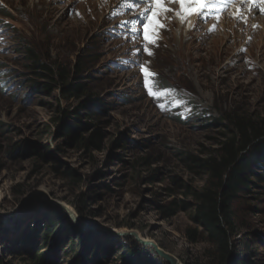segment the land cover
Here are the masks:
<instances>
[{"label": "rangeland", "instance_id": "374dc122", "mask_svg": "<svg viewBox=\"0 0 264 264\" xmlns=\"http://www.w3.org/2000/svg\"><path fill=\"white\" fill-rule=\"evenodd\" d=\"M135 2L136 9L122 0H0V260L5 264H24L16 247L46 214L54 216L58 234L80 235L76 257L82 259L170 264L142 238L180 264L206 261L208 245L187 236L190 211L167 217L163 208L186 199L185 185L202 186L205 175L185 155L206 156L218 146L223 129L213 123L215 117L230 111L264 116V11L234 0L182 23L175 15L179 3L165 0L173 11L159 16L166 27L155 44H147L148 55L142 28L148 13L139 15L148 5ZM28 46L73 71L72 80L82 78L103 100L86 130L103 133L96 149L60 135V125L74 121L80 101L62 99L59 89H41L44 81L33 72ZM133 60L138 64L125 63ZM140 66L155 74L157 95L145 87ZM60 105L72 112L62 122ZM89 119L83 113V123ZM240 195L246 229L233 241L231 263L264 264V182ZM129 231L139 236L115 235ZM129 246L139 253L137 260L127 258ZM53 252L52 264H75L77 252L66 247Z\"/></svg>", "mask_w": 264, "mask_h": 264}, {"label": "trees", "instance_id": "16d2710c", "mask_svg": "<svg viewBox=\"0 0 264 264\" xmlns=\"http://www.w3.org/2000/svg\"><path fill=\"white\" fill-rule=\"evenodd\" d=\"M27 52L33 72L44 81L42 90L50 92L59 89L62 99L80 101L77 112L72 116L74 121H64L60 125V135L68 143L96 149L103 139V133L98 129L87 135L86 130L99 116L100 109L104 107L103 100L90 93L82 78L72 80L73 71L70 73L64 66L44 60L34 47L28 46ZM76 73V76L83 73L82 65L76 67ZM40 83L39 80L35 84ZM59 113H62L58 118L61 122L72 114L62 105ZM83 113L90 118L88 123H83ZM213 123L223 129L218 146L206 156L185 155V159L205 175L202 186L185 185L186 199L172 201L163 208V212L170 217L179 211H190L192 226L186 231L188 238L191 242L203 241L208 245L206 261L201 260L198 264H232L233 241L246 229L240 222L243 219L238 206L240 194L250 191L257 181L264 182V116L239 111L221 112ZM46 216L47 219L34 223L31 234L16 247L24 264L54 263L56 258L53 251L56 247L60 252L63 247L77 252L74 255L75 264H102L98 260L76 257L78 251L75 242L80 240V235L74 236L68 231L58 234L54 216ZM54 238H57L55 244ZM125 251L129 261L138 259L139 253L132 246L125 248ZM12 253L16 252L9 254ZM4 262L0 260V264ZM234 264H241V261L236 260Z\"/></svg>", "mask_w": 264, "mask_h": 264}, {"label": "snow or ice", "instance_id": "6c2138e0", "mask_svg": "<svg viewBox=\"0 0 264 264\" xmlns=\"http://www.w3.org/2000/svg\"><path fill=\"white\" fill-rule=\"evenodd\" d=\"M140 3H145L148 5L147 8L141 10L139 15L145 16V13L148 15L145 16V21L143 22V38L146 44L143 46V51L148 55H152L151 51L148 49L147 44H155L159 30L165 28L166 26L161 23L159 16L162 13L173 11L172 9L166 7L165 0H139ZM169 2L179 3L180 9L175 12V15L183 23L187 17L200 13L204 8H210L214 5H226L228 3L234 2V0H169ZM243 3L252 5L253 7L264 6V0H242ZM122 3L127 4L130 8L136 9L139 7V4L135 0H122ZM217 11H222L218 9ZM261 11H264V7H261ZM239 12V10H238ZM219 16L217 15V19ZM237 18H240L238 15ZM124 23H132V21H125ZM256 27V25H253ZM215 25L211 30H214ZM130 31L135 32L136 29H130ZM125 63H137L138 61H126ZM141 72L144 74V85L146 88H149L151 95H157V92L152 90V81L151 77L155 76L154 73H151L147 68L140 66Z\"/></svg>", "mask_w": 264, "mask_h": 264}, {"label": "water", "instance_id": "95a60500", "mask_svg": "<svg viewBox=\"0 0 264 264\" xmlns=\"http://www.w3.org/2000/svg\"><path fill=\"white\" fill-rule=\"evenodd\" d=\"M71 214V216H73L74 220L77 222L78 221V217L76 215H74V213L71 211V210H68ZM29 211H26L24 214H23V217L26 216L28 214ZM10 225L12 227V223L10 222ZM116 236H119V235H133V236H139L135 231H129V232H116L115 233ZM139 240L144 243V244H148V245H151L153 247H155L158 251V253L163 257L165 258L170 264H180L181 262L175 258L172 254L164 251L159 245L155 244L154 242L152 241H147V240H144L142 238H139Z\"/></svg>", "mask_w": 264, "mask_h": 264}, {"label": "bare ground", "instance_id": "6f19581e", "mask_svg": "<svg viewBox=\"0 0 264 264\" xmlns=\"http://www.w3.org/2000/svg\"><path fill=\"white\" fill-rule=\"evenodd\" d=\"M250 7V6H249ZM237 10V9H236Z\"/></svg>", "mask_w": 264, "mask_h": 264}]
</instances>
